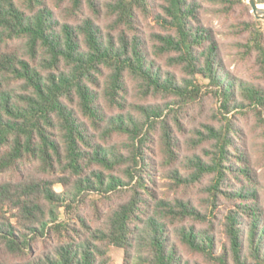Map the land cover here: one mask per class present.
Returning a JSON list of instances; mask_svg holds the SVG:
<instances>
[{
    "label": "trees",
    "instance_id": "16d2710c",
    "mask_svg": "<svg viewBox=\"0 0 264 264\" xmlns=\"http://www.w3.org/2000/svg\"><path fill=\"white\" fill-rule=\"evenodd\" d=\"M112 245L264 264L248 0H0V264H109Z\"/></svg>",
    "mask_w": 264,
    "mask_h": 264
},
{
    "label": "rangeland",
    "instance_id": "374dc122",
    "mask_svg": "<svg viewBox=\"0 0 264 264\" xmlns=\"http://www.w3.org/2000/svg\"><path fill=\"white\" fill-rule=\"evenodd\" d=\"M110 262L109 264H123L124 250L114 245L110 246Z\"/></svg>",
    "mask_w": 264,
    "mask_h": 264
},
{
    "label": "water",
    "instance_id": "95a60500",
    "mask_svg": "<svg viewBox=\"0 0 264 264\" xmlns=\"http://www.w3.org/2000/svg\"><path fill=\"white\" fill-rule=\"evenodd\" d=\"M248 2L251 4L256 17L264 20V9L260 7L261 4H259L258 0H248ZM262 6H264V4Z\"/></svg>",
    "mask_w": 264,
    "mask_h": 264
},
{
    "label": "bare ground",
    "instance_id": "6f19581e",
    "mask_svg": "<svg viewBox=\"0 0 264 264\" xmlns=\"http://www.w3.org/2000/svg\"><path fill=\"white\" fill-rule=\"evenodd\" d=\"M260 7L264 9V6H260Z\"/></svg>",
    "mask_w": 264,
    "mask_h": 264
}]
</instances>
